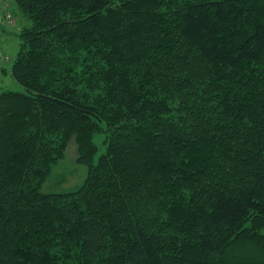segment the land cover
I'll return each instance as SVG.
<instances>
[{
    "label": "trees",
    "instance_id": "obj_1",
    "mask_svg": "<svg viewBox=\"0 0 264 264\" xmlns=\"http://www.w3.org/2000/svg\"><path fill=\"white\" fill-rule=\"evenodd\" d=\"M15 1L0 264H264V0Z\"/></svg>",
    "mask_w": 264,
    "mask_h": 264
},
{
    "label": "rangeland",
    "instance_id": "obj_2",
    "mask_svg": "<svg viewBox=\"0 0 264 264\" xmlns=\"http://www.w3.org/2000/svg\"><path fill=\"white\" fill-rule=\"evenodd\" d=\"M29 24L21 14L15 0H0V92L12 90L25 93L26 88L10 75L11 63L18 50L17 33ZM102 133H95L93 141L97 145L98 155L104 152ZM77 146L72 139L65 150L63 158L53 166L49 176L43 181L41 191L45 193H63L78 187L87 174V167L77 161ZM264 233V229H260ZM218 229L215 235H220ZM238 244L235 245L237 249Z\"/></svg>",
    "mask_w": 264,
    "mask_h": 264
}]
</instances>
